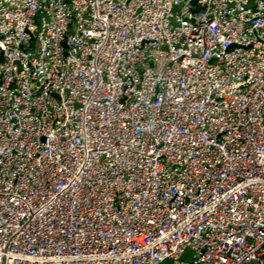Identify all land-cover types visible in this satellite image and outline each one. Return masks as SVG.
Wrapping results in <instances>:
<instances>
[{
	"label": "built area",
	"instance_id": "obj_1",
	"mask_svg": "<svg viewBox=\"0 0 264 264\" xmlns=\"http://www.w3.org/2000/svg\"><path fill=\"white\" fill-rule=\"evenodd\" d=\"M0 264H264V0H0Z\"/></svg>",
	"mask_w": 264,
	"mask_h": 264
}]
</instances>
